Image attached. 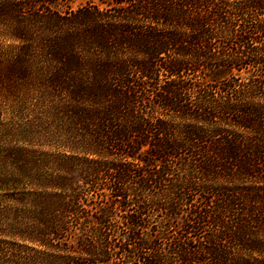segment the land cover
I'll return each mask as SVG.
<instances>
[{
	"label": "trees",
	"instance_id": "16d2710c",
	"mask_svg": "<svg viewBox=\"0 0 264 264\" xmlns=\"http://www.w3.org/2000/svg\"><path fill=\"white\" fill-rule=\"evenodd\" d=\"M0 264H264V0H0Z\"/></svg>",
	"mask_w": 264,
	"mask_h": 264
},
{
	"label": "rangeland",
	"instance_id": "374dc122",
	"mask_svg": "<svg viewBox=\"0 0 264 264\" xmlns=\"http://www.w3.org/2000/svg\"><path fill=\"white\" fill-rule=\"evenodd\" d=\"M78 4H79V2H76L73 4V6L76 7ZM61 8H63V7H61Z\"/></svg>",
	"mask_w": 264,
	"mask_h": 264
}]
</instances>
